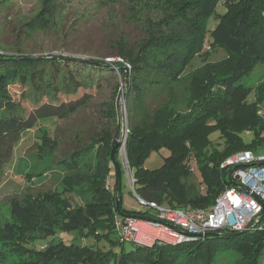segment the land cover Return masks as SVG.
I'll list each match as a JSON object with an SVG mask.
<instances>
[{"label":"trees","instance_id":"trees-1","mask_svg":"<svg viewBox=\"0 0 264 264\" xmlns=\"http://www.w3.org/2000/svg\"><path fill=\"white\" fill-rule=\"evenodd\" d=\"M217 4L218 0H156L152 7L162 16L152 20L143 15L140 27L145 37L133 48L125 49L122 45L117 52L119 60L111 62L55 55L18 61L16 58L22 56L18 54L20 51L5 54L7 51L3 50L0 53V182L1 171L11 159L14 145L37 120L64 118L74 113L87 97L86 94L79 98L72 96L116 76L125 84L124 102L130 121L134 119L126 136L125 158L134 179L135 195L158 205L164 202L171 208L207 209L213 205L228 185L221 163L234 153L256 152L264 147V119L257 115L258 104L264 102V84L248 89L241 100L247 104L235 103L237 110L231 117L221 119L217 115L223 112L228 98L232 102L231 96L238 95L234 91L239 89L238 78L249 76L258 65H264V0H226L222 15L216 13ZM42 5L36 16L23 22L24 31L46 29L53 0H43ZM211 18L217 24L209 30ZM203 41L205 46L209 44L207 52H201ZM219 46H232L227 58L217 66L191 71L188 87L176 92L194 59L206 58ZM216 85L228 86L227 90L233 92L217 93L213 89ZM11 86L19 89L22 100L33 103L29 113L20 100L13 98ZM251 90L255 101L248 103ZM164 93L168 99L155 115H149L146 98L151 96L153 100ZM107 114L117 117L112 110H107ZM216 130L223 146L220 150H209V136ZM246 130L254 134L250 144H244L239 136ZM118 131L119 126L102 131L89 147L75 150L57 162L50 160L56 143L47 135L41 136L36 161L42 168L27 178L30 181L36 175L55 171L61 178L59 189L26 194L21 198L20 210L17 213L13 210L9 221L0 223V264H216V259L224 253L235 255V264H258L264 248V231L237 235L220 230L195 242L152 248L121 242L114 228L117 216L150 218L152 213L130 212L122 206L121 177L116 178L109 158ZM98 144L106 151L104 161L100 164L96 157L90 165L87 153ZM162 148L169 151L162 167L153 172L146 170L144 162L151 152ZM114 158L121 168L117 152ZM191 158L195 159L205 185L203 194L195 185L184 182L190 175ZM110 173L113 183L108 184ZM57 233H75L78 238L93 243L66 244L56 238ZM127 245L135 248L127 250Z\"/></svg>","mask_w":264,"mask_h":264},{"label":"rangeland","instance_id":"rangeland-1","mask_svg":"<svg viewBox=\"0 0 264 264\" xmlns=\"http://www.w3.org/2000/svg\"><path fill=\"white\" fill-rule=\"evenodd\" d=\"M225 1L218 0L217 15H222L225 12ZM155 3L156 0H53V8L46 29L29 32L24 31L22 28L23 22L39 13L43 6V0H0V53L7 51L5 54H17L16 51H20L18 53L20 55H55L82 60H109V62L119 60L117 52L122 45L125 49L133 48L145 37L140 27L143 15L150 17L152 20L159 19L162 16L158 9L152 7ZM158 6L160 7V5ZM216 24V20L211 18L208 21V29L212 30ZM224 35L222 37H225ZM205 39L206 37H204ZM217 40L223 42L221 37H218ZM204 43L205 41L202 43L201 52H207L205 49L206 43ZM231 48L232 46L230 48L219 46L206 58L194 59L188 71H186L185 81L182 80L179 86L176 87V92H181L188 87L191 71L208 65H219L227 58V52L232 51ZM110 75L109 73L106 77ZM263 84L264 65H258L249 76L239 77L237 80L239 89L234 90L238 95L231 96L232 102L228 98L229 102L224 103L223 112H218V117L221 119L225 116L231 117L237 110L236 105L234 106L235 103L240 101L242 105L247 104L246 101H241L245 92ZM124 86V82L119 77L114 76L101 81L97 87L80 90L77 96L71 98H79L86 94V102L82 107L64 118L48 117L39 119L34 127L21 137L20 141L13 147L11 159L1 171L0 223L9 221L13 210L15 213L20 210L21 198L26 194L36 195L46 190L59 189L61 178L60 174L55 171L36 175L30 181L27 178V175L32 172H39L42 168L37 166L36 150L43 134L56 143L53 155L50 158V160L53 158L54 162L61 161L75 150L89 147L91 140L97 139L102 131H112L116 126H119L117 138L124 140L130 124H133L131 121L134 120L130 121L128 116V110L124 102ZM228 88V86L224 88V86L216 85L213 89L217 93H220V91L233 92L227 90ZM10 92L15 100L21 101L20 103L26 113H29L33 108V103L30 100H22L20 91L15 86L10 87ZM250 92L247 97L248 103L255 101L254 91L251 90ZM167 99V93L153 100L151 96L147 97L145 104L149 115H155L156 110ZM258 109L257 115L264 119V102L258 104ZM107 110L117 113L116 119L108 116ZM138 119L140 117L137 118V121H134L135 124L138 123ZM262 135L264 136V134ZM239 136L244 144H250L254 139V134L247 130L240 132ZM209 142L211 143L208 146L209 150H220L222 148L223 140L218 130L209 136ZM262 149L261 146L256 152L249 151L256 154L261 153ZM105 153L102 144H98L95 147L93 146L86 157H89L90 165L94 164L96 157L102 164ZM118 155L123 172L120 186L122 206L130 212H143L145 208L139 204L133 188L128 182V178H131V176L121 149ZM168 156L169 151L166 148L151 152L149 158L144 162V168L150 172L157 171L162 167ZM112 166L114 168L113 164ZM188 167L190 175L184 182L195 185L198 191L203 194L206 188L196 161ZM113 173H115V169ZM108 179V184L113 183L112 178L109 177ZM160 206L164 209L171 208L164 202ZM113 237L115 238L116 234ZM56 238H60L66 244L73 242L78 246L93 243L92 240L78 238L75 233H57ZM102 245L104 248L107 247L104 242ZM125 248L132 250L135 247L127 245ZM235 259L236 256L232 253H224L216 259V264H235ZM258 264H264V248L261 251Z\"/></svg>","mask_w":264,"mask_h":264},{"label":"built area","instance_id":"built-area-1","mask_svg":"<svg viewBox=\"0 0 264 264\" xmlns=\"http://www.w3.org/2000/svg\"><path fill=\"white\" fill-rule=\"evenodd\" d=\"M121 152L125 153L123 148ZM194 162V158L188 160L189 165ZM260 163H264V147L261 153L244 150L227 157L220 168L226 173L228 185L207 209L190 206L164 209L136 196L139 204L152 216H117L114 228L120 241L151 248L195 242L220 230L235 233L263 231L264 166ZM127 169L131 176L128 182L132 186L134 179Z\"/></svg>","mask_w":264,"mask_h":264},{"label":"water","instance_id":"water-1","mask_svg":"<svg viewBox=\"0 0 264 264\" xmlns=\"http://www.w3.org/2000/svg\"><path fill=\"white\" fill-rule=\"evenodd\" d=\"M61 57V56H60ZM40 59V56H18L16 58V60H38ZM124 145V142H122V140H119L118 138L114 140L112 146H111V150H110V154H109V158L111 163L114 165V169H115V174H116V178L119 179L121 177V168L118 164V162L115 160L114 156L115 153L118 151L119 147ZM259 165L264 166V163H260ZM116 205H117V201H116ZM241 233H238L237 235H240Z\"/></svg>","mask_w":264,"mask_h":264},{"label":"clouds","instance_id":"clouds-1","mask_svg":"<svg viewBox=\"0 0 264 264\" xmlns=\"http://www.w3.org/2000/svg\"><path fill=\"white\" fill-rule=\"evenodd\" d=\"M107 62H109V61H107ZM125 141H126V136H125V138H124V140H122V142H124V145H122V146H120L119 147V149H118V151H117V153L119 154V151H120V149H124V152H125ZM124 157H125V153H124ZM125 163H126V158H125ZM122 165V164H121ZM122 168V167H121ZM134 184V183H133ZM133 184H132V188H133ZM134 192V191H133ZM138 197V196H137ZM121 217V216H120ZM126 217V216H125ZM144 248H146V247H144ZM152 248V247H151Z\"/></svg>","mask_w":264,"mask_h":264},{"label":"crops","instance_id":"crops-1","mask_svg":"<svg viewBox=\"0 0 264 264\" xmlns=\"http://www.w3.org/2000/svg\"><path fill=\"white\" fill-rule=\"evenodd\" d=\"M111 174H112V173H110V175H109V176H110V179H111V176H112Z\"/></svg>","mask_w":264,"mask_h":264}]
</instances>
